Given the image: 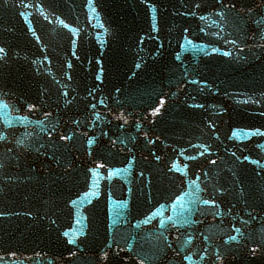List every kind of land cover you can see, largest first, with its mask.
I'll list each match as a JSON object with an SVG mask.
<instances>
[{
    "label": "water",
    "instance_id": "obj_1",
    "mask_svg": "<svg viewBox=\"0 0 264 264\" xmlns=\"http://www.w3.org/2000/svg\"><path fill=\"white\" fill-rule=\"evenodd\" d=\"M0 264H264V0H0Z\"/></svg>",
    "mask_w": 264,
    "mask_h": 264
},
{
    "label": "snow or ice",
    "instance_id": "obj_2",
    "mask_svg": "<svg viewBox=\"0 0 264 264\" xmlns=\"http://www.w3.org/2000/svg\"><path fill=\"white\" fill-rule=\"evenodd\" d=\"M0 51H2V50H0Z\"/></svg>",
    "mask_w": 264,
    "mask_h": 264
}]
</instances>
